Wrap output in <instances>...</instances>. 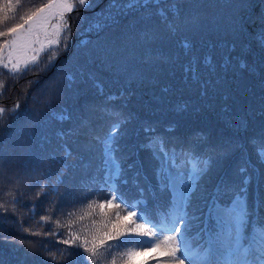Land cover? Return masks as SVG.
<instances>
[{
  "label": "trees",
  "instance_id": "16d2710c",
  "mask_svg": "<svg viewBox=\"0 0 264 264\" xmlns=\"http://www.w3.org/2000/svg\"><path fill=\"white\" fill-rule=\"evenodd\" d=\"M45 2L23 0V9L8 14L18 18L28 8ZM92 2L94 6L77 8L68 15L71 24L68 47L64 49L61 44L51 65L44 68L47 51L39 65L20 79L0 76L5 82L0 104L10 107L16 100L20 101L15 117L8 115L0 125V149L5 161L16 158L0 178V202L11 201L8 193H13L19 201L21 221L16 224L10 215L8 223L0 225L6 229L0 234H10L8 243L0 242L2 264H51L47 260L49 253L60 256L66 246L57 241L63 236H31L18 230L21 225L42 233L54 229L51 223L41 221L42 215H51L64 223L69 212L80 215L81 209L90 211L91 216L72 226L76 231L83 224L91 225L93 220L102 227L101 221L113 219L115 212L120 211L115 207H106L103 212L99 207L87 209L89 203L108 198L107 192L101 191L104 180L99 145L94 152L84 154L85 159L92 161L90 168L81 167L76 144L69 143L71 158L62 159L64 141L56 133L68 128L69 123L61 124L53 119V112L60 110L71 115L72 124L88 115L89 105L106 102L123 111L128 122L120 141L121 151L131 157L127 163L142 162V172L149 180L154 162L141 147L145 142L141 128L146 123H151L158 133L170 137L178 146H193L203 140L206 143L197 150L208 151L209 146L230 141L240 143L244 146L242 153L235 152L215 162L212 182L221 177L230 178L242 159L249 160L254 172L249 199L253 193H264V161L257 158L256 151L247 143L250 137L264 136V50L252 40L260 28L264 0H156L169 19L175 16L179 26L175 35L169 34L160 23L155 7L126 9L123 15H118L110 0ZM241 17H251L255 23L248 24L241 32L237 27ZM97 23L103 27H91ZM185 40L191 45L190 50L180 46ZM248 44L251 52L245 59L251 70L241 71L235 58L241 46ZM229 53L234 58L231 64L227 61ZM190 61L194 71L198 68V79L188 72ZM89 74L103 82L104 96H111L110 101L97 95ZM177 105H185L186 111L178 112ZM101 115L97 111L92 119L94 125H101L98 131L103 135L111 120L101 119ZM240 121H246V128L237 127ZM41 187L45 192L37 197ZM127 188L129 196H134L131 185ZM32 205L37 206L34 217L30 211ZM20 240L32 242L34 251L27 252ZM155 255L139 256L136 264H155L152 259Z\"/></svg>",
  "mask_w": 264,
  "mask_h": 264
},
{
  "label": "snow or ice",
  "instance_id": "6c2138e0",
  "mask_svg": "<svg viewBox=\"0 0 264 264\" xmlns=\"http://www.w3.org/2000/svg\"><path fill=\"white\" fill-rule=\"evenodd\" d=\"M92 6V0H47L28 8L17 18L8 13L23 9V0H3L0 5V76L20 79L39 65L40 54L46 50L48 55L44 68L51 65L61 44L64 49L68 47L71 37L68 15L77 8ZM110 6L117 9L118 15H123L126 9L155 7L160 23L169 34L179 32L175 16L169 19L168 13L156 0H125L124 3L110 0ZM250 23H255L251 17H241L237 27L243 32ZM259 23L260 28L252 35V40L264 50V13H261ZM91 27L99 29L103 25L97 23ZM180 46L186 50L191 48L186 40ZM250 52L251 44L242 45L235 58L236 67L241 71L251 70L245 59ZM233 59L229 53L228 63L231 64ZM188 72L192 77L199 78L198 68L194 71L191 61ZM88 79L104 101L112 99L111 96H104L103 82L93 74H89ZM4 89L5 82L0 80V100L5 95ZM19 109V100L10 107L0 104V125L8 115L15 117ZM176 109L184 112L186 106L177 105ZM97 111L102 114L101 119L107 117L111 120L103 135L98 131L101 125H94L92 119V114ZM86 112L88 115L79 118L75 124H72L71 115L63 110L53 112L55 121L69 123L68 128H61L56 133L64 141L61 145L64 152L62 159L71 158L73 153L69 143L76 144L79 145L81 167L90 168L92 161L85 159L84 154L94 152L99 145L104 180L101 191H106L108 198L104 202L89 203L87 209L99 207L103 212L106 207H115L120 211L115 212L113 219L101 221L102 227H98L97 221L93 220L91 225L83 224L76 231L72 226L91 216L90 211L81 209L80 215L69 212V219L64 223L60 219L54 220L51 215L41 216V221L51 223L54 229H67L63 233L54 229L42 233L21 225L18 230L31 236L64 237L57 241L66 246L60 256L49 253L47 257L51 264H136L137 257L148 253L156 254L152 257L155 264H264V193H253L252 199H249L254 177L250 161L242 159L230 178L221 177L212 182L215 162L235 152L242 153L243 145L230 141L209 146L208 151L197 150L199 145L206 143L201 140L197 145L178 146L170 137L158 133L151 123H146L141 128L145 134L141 147L149 152L154 162L153 184L142 172V162L134 160L127 163L131 157L121 151L120 141L124 138V127L128 122L125 113L106 102L89 105ZM237 127L246 128V121L238 122ZM247 143L256 151L257 158L264 161V136L250 137ZM15 159L13 157L6 162L3 149H0V178ZM129 185L135 190L134 196H129ZM44 192V187H41L37 197ZM8 195L11 201L0 202V225L7 224L10 215L15 218L16 224H20L19 201L13 193ZM36 207L32 205L30 209L33 217ZM210 222L212 227H209ZM3 231L6 229L0 228V233ZM9 235L0 234V242L8 243ZM12 242H15V237H12ZM19 243L25 246L27 252L34 251L32 242L20 240Z\"/></svg>",
  "mask_w": 264,
  "mask_h": 264
},
{
  "label": "rangeland",
  "instance_id": "374dc122",
  "mask_svg": "<svg viewBox=\"0 0 264 264\" xmlns=\"http://www.w3.org/2000/svg\"><path fill=\"white\" fill-rule=\"evenodd\" d=\"M53 22H55V21H53ZM36 47H39V45H36ZM47 51H48V50H46L45 52H47ZM45 52H44V53H45ZM44 53H41V54H40V58L42 57V55H43ZM162 259H166V258H162ZM186 264H187V262H186Z\"/></svg>",
  "mask_w": 264,
  "mask_h": 264
}]
</instances>
